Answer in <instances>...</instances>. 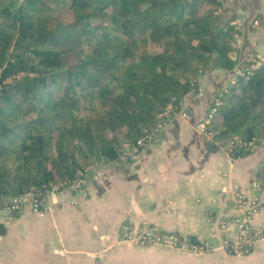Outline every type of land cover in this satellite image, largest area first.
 Listing matches in <instances>:
<instances>
[{"label":"trees","instance_id":"obj_1","mask_svg":"<svg viewBox=\"0 0 264 264\" xmlns=\"http://www.w3.org/2000/svg\"><path fill=\"white\" fill-rule=\"evenodd\" d=\"M222 7V0L3 4L0 200L73 182L97 162H118L125 144L199 90L210 66L232 72L237 32L218 23ZM213 108L205 133L215 144L254 146H234L232 159L264 147V64L220 91ZM256 182L264 185V159Z\"/></svg>","mask_w":264,"mask_h":264},{"label":"crops","instance_id":"obj_2","mask_svg":"<svg viewBox=\"0 0 264 264\" xmlns=\"http://www.w3.org/2000/svg\"><path fill=\"white\" fill-rule=\"evenodd\" d=\"M222 6L220 26L241 21L235 69L210 66L198 77L199 90L181 102L189 118H173L136 161H103L105 177L90 182L88 198L72 204V194L63 192L49 198L44 213L34 214L27 203L13 218L0 214V264H264V242L248 255L230 254L222 243L235 241L237 229H218L219 221L234 213L232 193L258 183L264 147L232 159L200 129L216 95L235 82L237 70L248 67L245 57L264 60V0H222ZM259 184L252 223L264 225V185ZM145 225L216 248L193 253L120 241L125 228Z\"/></svg>","mask_w":264,"mask_h":264},{"label":"built area","instance_id":"obj_3","mask_svg":"<svg viewBox=\"0 0 264 264\" xmlns=\"http://www.w3.org/2000/svg\"><path fill=\"white\" fill-rule=\"evenodd\" d=\"M232 25L236 28L237 32L235 49L241 48L242 40L239 35L241 21L237 19ZM245 62L248 67L245 70H237L236 78L243 75L244 72H247L248 75H252L253 72L258 70L264 64V60L256 59L252 55L246 56ZM216 105H219L218 101L216 102ZM182 106L183 104L180 103L179 109L176 111H174L172 107H168L165 112L157 117L155 125L150 129L144 130L142 136L135 143L125 144L121 149L119 161L116 163L126 164L136 161L142 149L156 143L160 139L166 125L176 116L188 119L189 115L183 110ZM214 112L215 108L210 112L207 122L211 120ZM200 129L205 133V125H201ZM234 146L249 149L254 148L252 143H245L238 139L230 142L226 146V150L229 152ZM105 173L106 168L104 164L95 163L85 171L79 172L73 182L0 200V214H3L6 218H13L23 211L27 203L31 205L34 214L44 213L47 210L49 198L57 196L63 192L71 193V203L75 204L79 199H86L89 197L88 189L90 182L103 179ZM260 187L261 185L259 183H253L250 190L247 192H244L241 189L233 192L232 202L234 213L219 221L218 229L221 232L227 231L231 226L236 227L237 229L235 241L227 239L222 243L224 249L233 254L248 255L255 249L257 243L264 242V225H256L252 223V217L259 209L258 191ZM2 241L3 234L0 233V244ZM120 241L136 247L163 246L194 253H204L216 248L207 243H204V245L193 244L186 239H181L176 235L169 234L161 228L152 225L127 227L122 231Z\"/></svg>","mask_w":264,"mask_h":264},{"label":"rangeland","instance_id":"obj_4","mask_svg":"<svg viewBox=\"0 0 264 264\" xmlns=\"http://www.w3.org/2000/svg\"><path fill=\"white\" fill-rule=\"evenodd\" d=\"M20 3H21V0H3L2 1V3H1V5H0V8H1V6L4 4V5H7V6H10L11 8H13L14 10L15 9H17V8H19V6H20ZM236 42V41H235ZM232 58V57H231ZM22 75H20L19 77H21ZM8 83H11L12 82V80H8L7 81ZM226 90H228V89H226ZM103 161H101V162H97V164L99 163V164H103L102 163ZM194 253V252H193Z\"/></svg>","mask_w":264,"mask_h":264}]
</instances>
